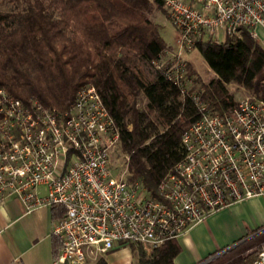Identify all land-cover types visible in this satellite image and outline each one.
<instances>
[{
  "label": "built area",
  "instance_id": "built-area-1",
  "mask_svg": "<svg viewBox=\"0 0 264 264\" xmlns=\"http://www.w3.org/2000/svg\"><path fill=\"white\" fill-rule=\"evenodd\" d=\"M161 3L175 44L154 64L182 95L190 93L200 116L181 135L184 158L155 192L128 178L129 156L93 85L80 87L65 112L0 89V203L18 199L26 213L61 209L52 264H87L130 245L149 253L219 210L264 199V97L241 99L224 114L211 111L196 90L188 92L185 59L208 37H239L247 29L255 39L264 0ZM252 264H264V247Z\"/></svg>",
  "mask_w": 264,
  "mask_h": 264
},
{
  "label": "trees",
  "instance_id": "trees-1",
  "mask_svg": "<svg viewBox=\"0 0 264 264\" xmlns=\"http://www.w3.org/2000/svg\"><path fill=\"white\" fill-rule=\"evenodd\" d=\"M8 1L23 6L0 12V89L65 112L80 87L93 85L129 156L128 178L155 192L184 158L181 135L200 116L190 93L182 95L154 64L169 49L152 20L161 0ZM196 50L215 77L204 83L187 64L198 86L188 92L196 90L211 111L224 114L235 104L229 85L264 97V49L247 29L222 41L208 37ZM250 235L201 264H252L264 247V226ZM129 247L136 264H174L181 250L177 239L149 253ZM92 264L108 262L103 255Z\"/></svg>",
  "mask_w": 264,
  "mask_h": 264
},
{
  "label": "crops",
  "instance_id": "crops-1",
  "mask_svg": "<svg viewBox=\"0 0 264 264\" xmlns=\"http://www.w3.org/2000/svg\"><path fill=\"white\" fill-rule=\"evenodd\" d=\"M255 41L264 49V25L255 27ZM42 207L26 213L18 199L0 203V264H52L58 241L52 236L54 214ZM264 226V199L256 197L219 210L194 224L177 238L180 252L174 264H201ZM103 256V255H102ZM108 264H133L129 246L104 255ZM210 257V258H209Z\"/></svg>",
  "mask_w": 264,
  "mask_h": 264
},
{
  "label": "rangeland",
  "instance_id": "rangeland-1",
  "mask_svg": "<svg viewBox=\"0 0 264 264\" xmlns=\"http://www.w3.org/2000/svg\"><path fill=\"white\" fill-rule=\"evenodd\" d=\"M22 6L23 5H15L9 2L8 0H0V12H17L22 9ZM152 20L159 25L160 33H161V36L164 42L168 46H174L176 31L173 28V26L170 24L167 17L165 16L163 8L162 10L157 9V8L154 9V12L152 14ZM224 38L225 37L221 36L220 41L224 40ZM185 57H186L185 59L187 60V63L190 64L191 69L196 73V75L199 77V79L202 82L208 83L213 77H215V74L209 69V67L207 66V64L205 63V61L203 60V58L197 52L196 49L189 52ZM189 77H190V80H192L191 84H193V87L197 89L198 86L194 82L196 79L195 76L189 75ZM228 90H229V93L232 95V98L235 102L241 99L253 96L251 93H249L245 89L238 87L236 85H229ZM143 103H144V99L140 98L139 104L142 105ZM115 163H117L118 166L119 164H122V158L119 156L118 160H116ZM97 258L98 256L90 259L87 264H92L93 262L96 261ZM133 264H136V260L133 261Z\"/></svg>",
  "mask_w": 264,
  "mask_h": 264
}]
</instances>
